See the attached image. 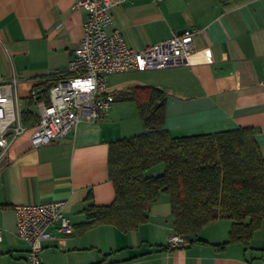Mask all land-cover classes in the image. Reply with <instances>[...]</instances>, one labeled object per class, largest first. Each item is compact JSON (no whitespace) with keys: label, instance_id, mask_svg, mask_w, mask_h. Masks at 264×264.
Listing matches in <instances>:
<instances>
[{"label":"crops","instance_id":"0c3cea01","mask_svg":"<svg viewBox=\"0 0 264 264\" xmlns=\"http://www.w3.org/2000/svg\"><path fill=\"white\" fill-rule=\"evenodd\" d=\"M77 1L0 0V75L18 79L26 126L37 120L31 91L47 97L83 36L86 15L73 9ZM110 12L107 32L119 31L134 50L192 28L193 51L181 67L108 76L115 92L109 113L79 123L73 135L32 148L27 132L11 143L0 163V264H24L27 247L15 232L14 206L57 200L67 203L74 232L62 249L43 243V264H264V221L246 244L229 242L232 222L217 219L170 248L167 240L175 231L165 193L133 230L87 225L86 212L114 199L109 148L143 132L131 96L145 88L161 93L170 136L249 127L264 159V0H127ZM163 171L158 164L145 175Z\"/></svg>","mask_w":264,"mask_h":264},{"label":"trees","instance_id":"16d2710c","mask_svg":"<svg viewBox=\"0 0 264 264\" xmlns=\"http://www.w3.org/2000/svg\"><path fill=\"white\" fill-rule=\"evenodd\" d=\"M160 97L154 88L131 96L143 132L111 143L108 171L115 196L108 206L87 209V225L107 223L133 230L165 193L175 234L186 238L212 221L228 219L229 242L246 244L264 221V159L254 129L172 137L164 128ZM27 115L23 113L25 121ZM158 164L164 167L161 175H145Z\"/></svg>","mask_w":264,"mask_h":264},{"label":"built area","instance_id":"2783aa9c","mask_svg":"<svg viewBox=\"0 0 264 264\" xmlns=\"http://www.w3.org/2000/svg\"><path fill=\"white\" fill-rule=\"evenodd\" d=\"M127 0H78L73 9L85 13L83 36L73 50L67 71L50 86L44 99L35 90L30 96L37 110V120L26 126L21 118V102L17 98L18 79L0 75V163L5 160L11 143L29 132L32 148L73 135L79 123L96 122L106 116L115 99L108 86L110 75L133 71H153L181 67L187 64L193 51L196 29L173 34L168 40L134 50L126 45L117 30L108 33L112 25L111 8ZM67 203L62 200L41 204L14 206L15 232L26 245L24 264H43L44 242L59 249L73 234L71 220L65 215ZM0 229V239H1ZM186 243L185 237L172 234L167 246L176 248Z\"/></svg>","mask_w":264,"mask_h":264},{"label":"rangeland","instance_id":"374dc122","mask_svg":"<svg viewBox=\"0 0 264 264\" xmlns=\"http://www.w3.org/2000/svg\"><path fill=\"white\" fill-rule=\"evenodd\" d=\"M119 103H121V102H119ZM125 111H126V112H128V110H127V109H125Z\"/></svg>","mask_w":264,"mask_h":264},{"label":"water","instance_id":"95a60500","mask_svg":"<svg viewBox=\"0 0 264 264\" xmlns=\"http://www.w3.org/2000/svg\"><path fill=\"white\" fill-rule=\"evenodd\" d=\"M183 31H184V30L180 31L179 33L183 32ZM179 33H178V34H179Z\"/></svg>","mask_w":264,"mask_h":264},{"label":"bare ground","instance_id":"6f19581e","mask_svg":"<svg viewBox=\"0 0 264 264\" xmlns=\"http://www.w3.org/2000/svg\"><path fill=\"white\" fill-rule=\"evenodd\" d=\"M43 251V250H42Z\"/></svg>","mask_w":264,"mask_h":264}]
</instances>
